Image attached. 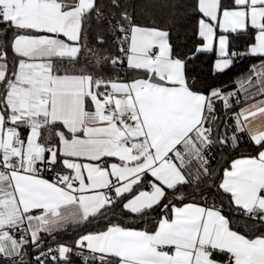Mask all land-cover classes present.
Segmentation results:
<instances>
[{
	"label": "snow or ice",
	"instance_id": "6c2138e0",
	"mask_svg": "<svg viewBox=\"0 0 264 264\" xmlns=\"http://www.w3.org/2000/svg\"><path fill=\"white\" fill-rule=\"evenodd\" d=\"M193 13L191 56L176 53L168 30L122 13L108 22L119 52L110 57L105 35L87 39L89 21L104 19L96 0H0V264H31L27 248L39 250L42 234L89 224L118 202L166 214L152 230H85L75 241L84 264H264V122L255 123L264 121V0H194ZM241 36L244 51L230 52ZM196 53L218 55L214 72L258 61L237 80L251 103L234 114L230 138L235 148V133H246L253 151L222 170L218 204H164L169 190L209 176L218 141L208 125L216 101L231 109L236 95L197 88ZM104 61L126 63L131 77L106 79ZM243 218L260 227L239 230ZM73 252L60 245L35 262L71 264Z\"/></svg>",
	"mask_w": 264,
	"mask_h": 264
},
{
	"label": "trees",
	"instance_id": "16d2710c",
	"mask_svg": "<svg viewBox=\"0 0 264 264\" xmlns=\"http://www.w3.org/2000/svg\"><path fill=\"white\" fill-rule=\"evenodd\" d=\"M96 3L104 19L98 22L93 17L89 21L90 30L87 34V39L95 45L97 33L105 35L107 37V43L104 45L103 53L106 56L114 57L119 54L114 37L110 34L108 22L111 21L113 23L120 20L122 13H127L134 23L156 26L168 30L171 34V43L176 53L181 57L191 56L194 53L196 45L199 43L195 37L197 17L193 13L194 0H115V3L113 0H96ZM9 36H11V33H9ZM248 43L249 38L246 36L234 39L230 52H243ZM9 56H11V53H9ZM216 59V53H196L195 58L190 59L188 62V76L190 79H195L197 88L202 92L207 93L210 89L214 88H220L225 94L236 92V95L231 97L229 101L232 104L231 109H226L222 101H216L215 111L212 114L215 119L208 125L212 128L213 136L223 118L220 138L221 141L227 138V143H221L219 146L213 145L211 151L207 153L210 158V172L203 183L194 182L193 184L183 186L176 192L169 190L167 199L162 202L164 204L171 201L176 206L181 205L177 199L179 196L185 197L183 200L184 203L189 201H207L209 204L213 202L218 204L219 200L217 199L215 186L221 182L222 176L219 179H213L211 172L219 162L221 157L220 150L224 149L228 154H248L253 151V145L249 142L246 133H235L239 138L238 146L235 148L232 147L230 138L235 130L234 114L243 106L247 105V103H251V101L245 102L243 91H237V80L246 77L249 74L250 66L257 64L258 61L247 57L237 58L229 69L224 72H214ZM103 66L104 71L101 75L106 79L117 77L130 78L132 75L130 71H126V63L124 66L116 65L114 67L110 62L104 61ZM259 98L257 97V99ZM193 172H195V165H193ZM157 210H160V214H166V210L163 207H158L149 210L144 216L135 215L124 210L122 203L118 202L117 206L109 207L103 212V215L89 224L79 226L69 225L65 229L59 230L52 235L42 234L41 248L35 250L34 246H28L27 253L29 255L31 250L38 252L43 249L58 246L59 244L75 246V241L81 235L87 234L85 230L91 232L102 231L111 224H121L128 227L152 230L156 226V220H149L147 216ZM235 223L239 230L247 231L245 227L249 223L247 218L238 219ZM257 227H260L258 223L254 225V230ZM28 255L25 256L26 260H28ZM59 264H64V262L60 261ZM71 264L83 263L78 259H73L71 260Z\"/></svg>",
	"mask_w": 264,
	"mask_h": 264
},
{
	"label": "water",
	"instance_id": "95a60500",
	"mask_svg": "<svg viewBox=\"0 0 264 264\" xmlns=\"http://www.w3.org/2000/svg\"><path fill=\"white\" fill-rule=\"evenodd\" d=\"M222 125H223V118L221 119L219 125L217 126V128L213 134V138H215L218 141L216 144H214L216 146H219L221 144V143H219V141H221L220 132H221ZM220 154H221V157L219 159V162L217 163L216 167L211 172V177L213 179H219L222 176V173H223L222 170L226 169L228 164L233 159L242 155V153L228 154L224 149L220 150ZM159 214H160V210L154 211L147 216V219H149V220L156 219Z\"/></svg>",
	"mask_w": 264,
	"mask_h": 264
},
{
	"label": "built area",
	"instance_id": "2783aa9c",
	"mask_svg": "<svg viewBox=\"0 0 264 264\" xmlns=\"http://www.w3.org/2000/svg\"><path fill=\"white\" fill-rule=\"evenodd\" d=\"M113 23H115V22H113ZM117 35H119V34L117 33ZM117 55H119V54H117ZM117 55H115V56H117ZM115 56H114V57H115ZM58 246H60V244H59ZM58 246L52 247V249H56ZM68 247L73 248V250H74V252H73V256H72L71 260H73V259H78V260H80V261L84 264V260H83L81 257H78V256L75 254V253H76L77 251H79V250L76 249V247H75V246H72V245H69ZM41 251L47 252L48 249H43V250H40V251H38V252H33V251L31 250L30 253H29V255H28V261H30L31 264H36V262H35V256L40 255V252H41ZM88 255H89L88 251H87V250H84V256H88ZM41 258L43 259V257H41Z\"/></svg>",
	"mask_w": 264,
	"mask_h": 264
},
{
	"label": "crops",
	"instance_id": "0c3cea01",
	"mask_svg": "<svg viewBox=\"0 0 264 264\" xmlns=\"http://www.w3.org/2000/svg\"><path fill=\"white\" fill-rule=\"evenodd\" d=\"M230 51V50H229ZM217 58H218V55H217ZM247 105H245V106H243V107H246ZM242 107V108H243ZM261 122H264V121H261V120H257V121H255V123L256 124H259V123H261ZM237 158H241V156H239V157H237ZM237 158H235V159H237ZM234 160V159H233ZM232 160V161H233ZM232 161L230 162V164L226 167V168H229L230 167V165H231V163H232ZM222 178H223V173H222V177H221V180H222ZM129 198H131V197H129ZM189 202H196V203H203V202H200V201H189ZM189 202H186V203H189ZM178 206H181V205H178ZM165 214H163V213H161V214H159L158 215V217L156 218V219H153V220H156V224L159 222V220L161 219V218H163V216H164ZM69 226V225H68ZM67 226V227H68ZM121 226H123V225H121ZM128 227V226H127ZM246 228H247V230H254V225H253V223L251 222V221H249V223L248 224H246V226H245ZM133 228H135V227H133ZM136 229H141V228H136ZM141 230H146V229H141ZM60 245H65V246H69L68 244H60Z\"/></svg>",
	"mask_w": 264,
	"mask_h": 264
},
{
	"label": "rangeland",
	"instance_id": "374dc122",
	"mask_svg": "<svg viewBox=\"0 0 264 264\" xmlns=\"http://www.w3.org/2000/svg\"><path fill=\"white\" fill-rule=\"evenodd\" d=\"M196 167V166H195Z\"/></svg>",
	"mask_w": 264,
	"mask_h": 264
}]
</instances>
